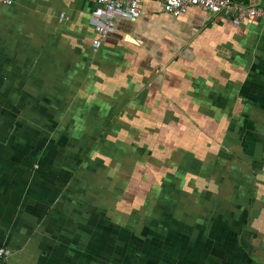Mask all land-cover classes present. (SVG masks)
Segmentation results:
<instances>
[{
  "label": "crops",
  "instance_id": "1",
  "mask_svg": "<svg viewBox=\"0 0 264 264\" xmlns=\"http://www.w3.org/2000/svg\"><path fill=\"white\" fill-rule=\"evenodd\" d=\"M95 7L0 9V264H264V17Z\"/></svg>",
  "mask_w": 264,
  "mask_h": 264
},
{
  "label": "built area",
  "instance_id": "2",
  "mask_svg": "<svg viewBox=\"0 0 264 264\" xmlns=\"http://www.w3.org/2000/svg\"><path fill=\"white\" fill-rule=\"evenodd\" d=\"M96 7L91 13L90 21L94 25L97 37L92 46L97 51L102 39L115 31L117 17L137 18L141 15V0H93ZM164 9L172 15L179 16L190 6L202 7L215 15L229 16L236 25L246 19L264 17V7L249 5L239 0H162ZM13 0H0V9L11 5ZM10 249L0 247V260L11 255Z\"/></svg>",
  "mask_w": 264,
  "mask_h": 264
}]
</instances>
